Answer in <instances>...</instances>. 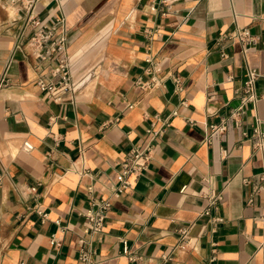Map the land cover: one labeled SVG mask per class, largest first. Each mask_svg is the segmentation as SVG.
I'll return each instance as SVG.
<instances>
[{
  "label": "crops",
  "instance_id": "crops-1",
  "mask_svg": "<svg viewBox=\"0 0 264 264\" xmlns=\"http://www.w3.org/2000/svg\"><path fill=\"white\" fill-rule=\"evenodd\" d=\"M19 8L0 0V264H80L83 213L108 195L150 124L167 117L146 169L111 201L98 264H208L212 242L215 264H264V150L252 146L255 126L264 130V43L243 54L226 37L245 27L264 41V0H173L167 12L159 0H37L40 18H66L73 89L60 102L35 86L37 60L15 48L26 20ZM152 65L163 81L146 89ZM247 68L259 76L255 100L244 102ZM221 122L226 130L213 134ZM36 184L44 221L27 193ZM209 192L221 194L213 228L200 214ZM183 227L195 248L172 250Z\"/></svg>",
  "mask_w": 264,
  "mask_h": 264
},
{
  "label": "built area",
  "instance_id": "built-area-1",
  "mask_svg": "<svg viewBox=\"0 0 264 264\" xmlns=\"http://www.w3.org/2000/svg\"><path fill=\"white\" fill-rule=\"evenodd\" d=\"M20 2L19 10H22L26 16L25 27L33 29L32 34L25 40L22 39L23 31L18 36V42L15 48H21L25 53L31 55L37 60L35 69L37 76L35 79V86L49 98L55 102H60L61 94L63 92L73 89L72 74L70 73V62L67 56V30L66 18L64 16H57L52 21L40 18L34 13V7L37 0H18ZM173 0H159V4L166 7L165 12L170 10V5ZM231 40H237L241 47L242 52L245 54L249 49L257 47L259 44L264 43L261 37L257 34L250 32L248 28L237 27L233 32L226 36ZM22 39V40H21ZM222 57H227V54L221 53ZM45 69H49V76L44 75ZM150 80L144 84L146 89H152L159 85L163 79L155 76L154 65L148 70ZM258 72L253 68H247L245 77L241 86V99L244 102L254 101V84L258 78ZM175 91H179L180 83L177 77L172 78ZM5 83L4 74L0 79V86ZM142 87V86H141ZM133 104L127 106L128 109L132 108ZM176 112L172 111L171 115ZM157 122H152L146 130V137L142 144L134 145L131 147L128 156L121 162V171L119 172L117 181L109 187V193L106 197L93 199L90 202V207L83 213L84 221L78 233H76V253L77 260L80 264H98L96 259L97 244L102 239L104 222L107 212L112 206V200L119 198L125 193L129 187V177L138 175L146 169L150 162L155 146L158 140L163 136L166 128L169 126V117L158 119ZM213 134H220L226 130L225 122L210 126ZM254 136L258 138L252 146L257 150H264V130H259L258 126L253 129ZM29 149L28 146H24ZM248 183V180H244ZM258 190L264 189V172L259 175ZM30 198L35 201L33 211L40 216L41 220L47 219L46 214L39 209L38 199L40 194L37 191V184L28 187ZM208 204L200 212L201 215L208 217L211 228L220 223V217L213 216L211 210L216 207L217 202L221 199L220 193L209 192L204 194ZM247 203L252 202L251 195L246 198ZM54 223L59 227V220ZM62 231H66L67 227L60 226ZM178 240L172 247V250L189 251L194 249L193 238L190 235L189 228L183 227L178 231ZM122 252L129 254L125 240L121 239ZM62 239L57 237L56 234H51L50 244L60 246ZM162 260H172L168 254L161 256ZM216 248L215 243H211L210 256L207 258L208 264H215ZM24 264V263H21Z\"/></svg>",
  "mask_w": 264,
  "mask_h": 264
}]
</instances>
